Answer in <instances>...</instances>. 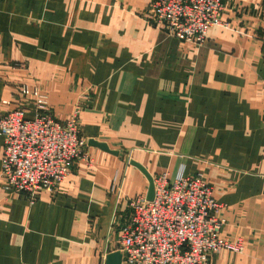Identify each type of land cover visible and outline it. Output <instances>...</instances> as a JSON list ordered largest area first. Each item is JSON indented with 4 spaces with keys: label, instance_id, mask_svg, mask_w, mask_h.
<instances>
[{
    "label": "crops",
    "instance_id": "obj_1",
    "mask_svg": "<svg viewBox=\"0 0 264 264\" xmlns=\"http://www.w3.org/2000/svg\"><path fill=\"white\" fill-rule=\"evenodd\" d=\"M151 2L0 0V110L27 82L60 120L82 104V135L104 144L34 201L0 176V264H125L119 229L150 188L140 166L181 164L214 187L223 235L244 239L208 264H264V0H228L201 46L153 23ZM4 147L0 134V173Z\"/></svg>",
    "mask_w": 264,
    "mask_h": 264
},
{
    "label": "built area",
    "instance_id": "obj_2",
    "mask_svg": "<svg viewBox=\"0 0 264 264\" xmlns=\"http://www.w3.org/2000/svg\"><path fill=\"white\" fill-rule=\"evenodd\" d=\"M227 1L152 0L148 14L170 36L201 46L212 27L228 25L221 17ZM82 109L78 104L60 120L47 92L20 83L17 105L0 110V134L5 139L0 176L7 190L34 201L43 190L57 191L77 162L91 164L89 144L82 135ZM153 182V199L131 200V212L119 229L125 264H208L222 250L243 251V238L223 235L224 206L203 173L187 174L181 164L173 176L164 172Z\"/></svg>",
    "mask_w": 264,
    "mask_h": 264
},
{
    "label": "water",
    "instance_id": "obj_3",
    "mask_svg": "<svg viewBox=\"0 0 264 264\" xmlns=\"http://www.w3.org/2000/svg\"><path fill=\"white\" fill-rule=\"evenodd\" d=\"M89 144H93V145H100V146H104V144H99V143H96L95 141L91 140L88 142ZM141 169L147 173L149 179H150V188H149V191L147 193V198L149 200L153 199L154 197V182H153V177L147 172V170H145V168H143L142 166H140Z\"/></svg>",
    "mask_w": 264,
    "mask_h": 264
},
{
    "label": "rangeland",
    "instance_id": "obj_4",
    "mask_svg": "<svg viewBox=\"0 0 264 264\" xmlns=\"http://www.w3.org/2000/svg\"><path fill=\"white\" fill-rule=\"evenodd\" d=\"M120 252L118 251L117 253H116V257L115 258H117L118 259V254H119ZM113 259V258H112ZM111 259V260H112ZM119 260V259H118Z\"/></svg>",
    "mask_w": 264,
    "mask_h": 264
}]
</instances>
